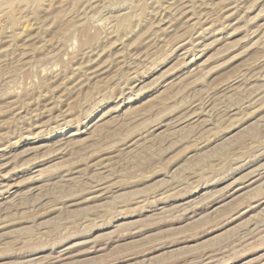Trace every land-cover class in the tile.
<instances>
[{"label":"rangeland","instance_id":"rangeland-1","mask_svg":"<svg viewBox=\"0 0 264 264\" xmlns=\"http://www.w3.org/2000/svg\"><path fill=\"white\" fill-rule=\"evenodd\" d=\"M0 264H264V0H0Z\"/></svg>","mask_w":264,"mask_h":264}]
</instances>
